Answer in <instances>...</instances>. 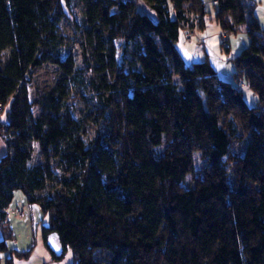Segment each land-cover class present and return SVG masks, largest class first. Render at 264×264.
Masks as SVG:
<instances>
[{
  "label": "trees",
  "instance_id": "16d2710c",
  "mask_svg": "<svg viewBox=\"0 0 264 264\" xmlns=\"http://www.w3.org/2000/svg\"><path fill=\"white\" fill-rule=\"evenodd\" d=\"M211 2L220 36L245 27L249 39L233 82L178 50L206 28L204 0H0V116L18 122L0 124V251L21 192L48 217L55 261L264 264L258 0ZM44 66L59 75L38 89Z\"/></svg>",
  "mask_w": 264,
  "mask_h": 264
},
{
  "label": "rangeland",
  "instance_id": "374dc122",
  "mask_svg": "<svg viewBox=\"0 0 264 264\" xmlns=\"http://www.w3.org/2000/svg\"><path fill=\"white\" fill-rule=\"evenodd\" d=\"M206 11L208 12V15L206 16V28L203 31H196L194 36H192L191 41L188 43V41L185 39V37H183V35L180 36V40L179 43L177 44L178 50L180 52V54L182 55V58L185 62V64L189 65L192 63V60L195 57L199 59H204V52L207 53V56L209 58V62H211L214 66V68L216 69V71H218L219 75L222 77H224L221 73H223L224 70L223 66H226L228 69H230L231 67V62L229 61L230 59L234 58L236 55L239 54V52H235L234 48L231 49V51H229V53H226L225 49H223L222 44H221V40H219V33L221 32L219 25L214 21V14H215V9L213 8L212 3H206L205 5ZM140 12H144V9L140 7ZM150 16L153 18L154 15L150 14ZM62 30L64 32L70 33L71 32V27L69 26V24L67 22H65L62 26H61ZM244 28V30H242ZM245 27H242L239 32H237L235 35H229V37L227 35H225L227 38H229V40H233L235 36H239L241 37L242 35L247 36V33L245 31ZM217 33V34H216ZM216 34V37H212L210 40L209 38ZM221 39V36H220ZM209 40V41H208ZM200 41H208L206 42V44L204 43V45L200 44ZM238 51V50H237ZM201 60V61H202ZM196 61V60H194ZM59 73L57 71V69L55 67L52 66H44L42 67L40 70H38L36 72V86L38 89L40 88H48L50 87L56 80V78L58 77ZM223 79V78H222ZM241 91L243 93V97H244V101L246 103V105L248 107H254L253 103V94L252 92L246 88V87H242ZM2 119L0 118V124L3 125H7L6 123H2L1 121ZM9 121V120H8ZM11 123V121H10ZM18 122L12 123V127L17 126ZM184 186L186 188L191 187V183H190V178H187L186 183L184 184ZM10 209L13 210H22L25 219H18L16 216H12L10 219L11 222V227H15L14 231L11 228V231L14 233L13 236L15 237L16 241L18 243H22L25 241V238L27 236V238H29L32 243L35 245L36 240L38 239L36 235H40L41 234V227L42 225L47 226L48 225V217H43L42 214H40V218L38 221H36L35 223V228L33 229H29V235H28V228L24 227L22 224L26 221H29V218L32 215V210L29 207V205L25 202L24 197L22 195L21 192H17L15 193V197L14 200L12 202V205L10 207ZM37 212V211H36ZM8 213V215L11 212L6 211V214ZM7 216V215H6ZM41 220V222H39ZM28 223V222H27ZM34 224V223H33ZM32 230V235L30 234ZM41 236V235H40ZM39 240V239H38ZM71 253L70 251L66 252L64 254V256L59 260L56 261L58 264H71Z\"/></svg>",
  "mask_w": 264,
  "mask_h": 264
},
{
  "label": "crops",
  "instance_id": "0c3cea01",
  "mask_svg": "<svg viewBox=\"0 0 264 264\" xmlns=\"http://www.w3.org/2000/svg\"><path fill=\"white\" fill-rule=\"evenodd\" d=\"M204 2H205V4L206 3H212L211 0H204ZM254 16H255V18L258 22L259 28H260L259 35L264 40V0H258V4L256 5V7L254 9ZM216 34L212 35L209 38V40L214 36L216 37ZM220 35H221V32L219 33V40H220ZM208 41H203V42L200 41V44L204 45V43L206 44V42H208ZM228 42H229V50H227L228 53H229V51H231L232 48H234L235 52L237 53V52H240L241 50H243L244 48H246L248 46L249 39L247 36L242 35L241 37L235 36L233 40H231V41L229 40ZM206 57L208 58L207 53L204 52L203 58L205 59ZM192 58H194L192 60V62H195L194 60H196V61L202 60V59H199V57L196 58V56L192 57ZM208 60H209V58H208ZM210 64L213 66V64L211 62H210ZM213 68H214V66H213ZM222 70H224L223 73H221L224 76V77H222L223 79L219 75L218 71H216V69H215L219 78H221L224 81L233 82L232 68L230 67V69H228L226 66H223ZM253 97H255V96L253 95ZM253 99H255V100H253L252 104L255 106L257 99H256V97ZM0 118L2 119L1 121L6 123L8 126L9 125L12 126L10 123L11 120H9L8 118H5L4 116H0ZM5 153H6V147L3 143L2 137L0 136V159L5 155ZM29 207L32 210V215L29 218V221H27L28 223L25 221L22 224L24 227L28 228V235H29V231H30L29 229H32L35 226V223H36V221L39 220L40 214H41L40 210L36 206H30L29 205ZM8 212H11V213L8 216H6L5 226H7L10 230L12 228L14 231L15 227H13V226L11 227L10 219L12 216H16V215H15L13 209L9 208ZM18 219L24 220L25 216L23 215L22 218H18ZM39 222H41V220ZM11 234L13 236L14 233L11 231ZM30 234L32 235V230H31ZM40 235L38 236L35 234V236L39 239V240L35 239L36 240L35 245L32 243V241L29 238H27V236L25 238V241L22 243H18L16 241L15 237L13 236L11 240L6 242V251L5 252L0 251V264H5V261L8 257H12L13 264H58L54 259H52L51 254L45 248ZM1 239H2V236L0 234V240ZM50 246H51V248L55 254L60 252L61 247H60V245L56 239L53 238L51 240ZM28 250H30V251H29V254L27 255V257H25V258L15 257V252L25 253Z\"/></svg>",
  "mask_w": 264,
  "mask_h": 264
},
{
  "label": "built area",
  "instance_id": "2783aa9c",
  "mask_svg": "<svg viewBox=\"0 0 264 264\" xmlns=\"http://www.w3.org/2000/svg\"><path fill=\"white\" fill-rule=\"evenodd\" d=\"M221 44H222V47L226 50L229 49V45H228V38L225 36V35H222L221 36ZM15 215L18 217V218H22L23 217V212L22 211H14ZM8 216V213L6 214Z\"/></svg>",
  "mask_w": 264,
  "mask_h": 264
},
{
  "label": "bare ground",
  "instance_id": "6f19581e",
  "mask_svg": "<svg viewBox=\"0 0 264 264\" xmlns=\"http://www.w3.org/2000/svg\"><path fill=\"white\" fill-rule=\"evenodd\" d=\"M227 51V50H226Z\"/></svg>",
  "mask_w": 264,
  "mask_h": 264
}]
</instances>
